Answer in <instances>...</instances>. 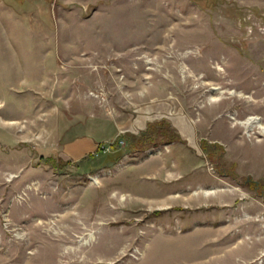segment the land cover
Masks as SVG:
<instances>
[{"label": "rangeland", "instance_id": "1", "mask_svg": "<svg viewBox=\"0 0 264 264\" xmlns=\"http://www.w3.org/2000/svg\"><path fill=\"white\" fill-rule=\"evenodd\" d=\"M0 264H264V0H0Z\"/></svg>", "mask_w": 264, "mask_h": 264}, {"label": "trees", "instance_id": "2", "mask_svg": "<svg viewBox=\"0 0 264 264\" xmlns=\"http://www.w3.org/2000/svg\"><path fill=\"white\" fill-rule=\"evenodd\" d=\"M166 124L165 122L163 121H156V122H149L147 123L146 125V131H151L152 128L154 129L156 126H161V125H164ZM155 126V127H154ZM121 137H124V138H127L128 134H123V135H120ZM178 137V136H177ZM147 138H143V137H139L135 140L134 144L137 145L138 148L140 147H143L145 145V140ZM180 139V138H179ZM207 147H209L210 149H213V150H217L218 149V144L217 143H207L205 141H203ZM102 147H103V144H99L98 145V148H97V151H102ZM112 145H109V148H111ZM117 155V154H116ZM52 163V162H51Z\"/></svg>", "mask_w": 264, "mask_h": 264}, {"label": "bare ground", "instance_id": "3", "mask_svg": "<svg viewBox=\"0 0 264 264\" xmlns=\"http://www.w3.org/2000/svg\"><path fill=\"white\" fill-rule=\"evenodd\" d=\"M164 66V65H163ZM263 121V120H262ZM243 124H249V125H251V126H256V127H260V124H261V121H260V118H258V117H255V118H249L247 121H245ZM205 193V195H208V194H212L213 192H211L210 190H205L204 192H203V194ZM70 215V214H69ZM60 217V216H59ZM61 218V217H60ZM69 219V218H68ZM42 220V219H41ZM39 221V220H38ZM50 221V220H49ZM76 222V221H75ZM37 223H39V222H37ZM41 223V222H40ZM81 223V222H80ZM59 226V225H58ZM52 229V228H51ZM54 233V232H53ZM87 234V233H86ZM53 235H55V233L53 234ZM91 235V234H90ZM238 236H239V234H238ZM26 239V238H25ZM86 239V238H85ZM24 240V239H23ZM22 240V241H23ZM86 243V242H85Z\"/></svg>", "mask_w": 264, "mask_h": 264}]
</instances>
